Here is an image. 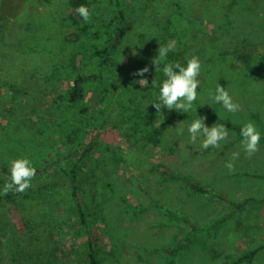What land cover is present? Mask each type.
Segmentation results:
<instances>
[{
	"label": "rangeland",
	"instance_id": "obj_1",
	"mask_svg": "<svg viewBox=\"0 0 264 264\" xmlns=\"http://www.w3.org/2000/svg\"><path fill=\"white\" fill-rule=\"evenodd\" d=\"M103 1L105 4L94 10L109 19L107 9L114 8L115 1ZM11 5L18 10L27 8L25 26L31 24V18L42 17L44 10L56 15L69 11L66 0H11ZM121 5L124 33L117 31L115 35L110 30L104 47L95 49L84 41L62 40L42 51L32 53L29 49L23 54L24 47L15 38L3 44L0 132L11 120L37 132L59 125L66 129L44 158L33 163L46 167L49 173L54 170L60 183L66 182L71 163L86 144L97 138L112 149L115 167L111 176L118 189L124 190L122 193L132 204L148 207L143 218L126 220L121 227L97 222L95 235L103 247L100 258L105 264H230L239 254L251 251L253 255L239 264H264V0H121ZM12 6L8 8L13 10ZM13 21L8 29L16 36L17 27L24 22L11 25ZM57 22L49 20L50 32H61ZM169 42H174V50L167 55L170 63L186 67L193 56L201 62L198 98L194 110L188 113L164 108L157 113L150 104L159 92L151 84L153 79L156 84L166 79L162 71L165 62L156 71L152 61L159 46ZM109 45L119 48L110 55ZM257 51L256 57L245 59V52ZM19 57L30 58L21 71L13 62ZM100 60L120 78H115L118 84L114 79L115 91L107 103L97 79L89 84L85 105L94 111L85 119L59 96L63 91V65L76 71L97 72ZM145 66L149 71L143 77L134 74ZM145 78L148 86L141 87L138 81ZM217 84L240 105L238 112L228 113L213 103L210 94ZM17 91L22 93L21 100ZM196 115L206 117L208 127L225 125L227 120L241 126L253 122L261 136L259 151L248 158L240 144L242 138L226 125L229 135L220 142V148L204 150L200 140L190 144L186 129ZM132 125L136 130L130 128ZM155 127L161 129L158 136ZM177 127L185 128L183 135L176 134ZM31 150L32 155L39 152L35 147ZM233 152L240 155L235 171L229 172L225 163ZM12 160H0V190L6 177L1 164ZM191 182L216 189L222 198L190 193ZM161 190L166 195L163 201L176 217H170L165 207L152 205ZM14 207L7 203L3 210L15 215ZM178 215L188 222L176 220ZM72 231L66 229L64 244L69 248V239L75 237L74 247L84 250V236L78 229V236H73ZM186 235L191 240L175 256V262L171 261L165 250Z\"/></svg>",
	"mask_w": 264,
	"mask_h": 264
},
{
	"label": "trees",
	"instance_id": "obj_2",
	"mask_svg": "<svg viewBox=\"0 0 264 264\" xmlns=\"http://www.w3.org/2000/svg\"><path fill=\"white\" fill-rule=\"evenodd\" d=\"M10 1L0 0V49L4 43L10 42L13 38L20 42V46L24 47L23 51L21 49L23 54L29 49L32 53L38 50L42 51L62 40L72 43L84 41L97 49L99 45L104 47L110 30L116 33L115 35H117V31L124 33L125 14L121 8V0H114V8L107 9L112 15H109V19L94 10L97 5L102 7L105 4L103 0H66L68 13L56 15L44 10L42 17L36 16L29 20L31 23L29 26H25V22L28 20L25 17L27 8L22 7L18 10L11 5L13 9L11 10L8 8L11 7ZM79 5H85L91 10L90 22L85 23L75 12ZM52 18L55 22L58 21V28H62L58 34L50 32L49 20ZM13 19L15 20L13 21ZM11 21H13L11 25H16L18 21L24 22L17 27L18 34L16 36L12 32L13 30L8 29ZM66 26L73 29L65 30ZM20 31L23 33L20 34ZM176 38L178 39V37ZM178 42L180 40L176 43ZM116 48L119 47L116 45L107 47L110 55L115 53ZM178 54L181 55L179 52ZM258 54V51L253 54L245 52V59L256 57ZM29 60L30 58L23 60L19 57V59L14 58L13 62L15 68L21 71L20 69L26 66ZM20 62L24 64L21 65ZM164 62L169 63V60L166 58ZM99 65L101 69L97 72L76 71L63 65L65 68L62 79L63 91L59 93V96L67 107L74 109L77 116L85 119L89 118L91 112L94 111L93 107L85 105L89 84L97 79V83L100 84L99 90L105 91L104 94L107 95L106 100L104 99V102L107 103L115 91L116 79L120 78L112 68L110 69L109 65H104L103 61L100 60ZM102 71H106V74L104 75ZM119 88L121 89V85ZM17 94H20L18 99L21 100L22 93L17 91ZM126 114L128 115V113ZM225 125L240 136L241 125L229 120L225 121ZM130 128L136 130L135 125ZM65 130L59 125L56 128H43L42 131L37 132L35 129H29L27 124L11 120L5 126L4 131L0 132V160L27 158L36 169V175L31 181L32 187L26 192H9L7 195H3L2 189L0 190V264H105L100 258L103 247L95 235L97 222L109 226L115 225L116 228L123 226V222L126 220H138L139 216L141 218L145 216L144 211L148 205L132 204L127 195L122 193L124 190L118 189L117 181L111 176L115 167L111 155L112 149L105 147L100 139L96 138L91 144H86L79 157L71 163L65 183L56 180L54 170L49 173L46 167L33 164L41 157L44 158L45 153L53 148L54 140L61 138L65 134ZM160 130V127H155L156 136L159 135ZM31 147L39 149V152L32 155ZM120 148L122 149V147ZM25 151L30 155H26ZM9 167L8 163L1 164V171L6 176L4 183L9 179ZM188 186L190 193L222 198L221 194L210 186L194 182ZM165 196L161 190L159 197L153 198L152 205L165 207L170 217H176L163 201ZM7 203L14 204L17 211L15 215L3 210ZM178 219L188 222L181 215L177 216L176 220ZM68 228L74 230L71 235L78 236V233H75V230L78 229L84 236V250L80 251L74 247L75 237L69 239V244L72 246L66 247L63 237ZM128 231V233H135L131 230ZM189 240H191L190 235L181 237L165 250L171 257V261L175 260V256ZM251 255H253V251L239 254L230 264H239Z\"/></svg>",
	"mask_w": 264,
	"mask_h": 264
},
{
	"label": "clouds",
	"instance_id": "obj_3",
	"mask_svg": "<svg viewBox=\"0 0 264 264\" xmlns=\"http://www.w3.org/2000/svg\"><path fill=\"white\" fill-rule=\"evenodd\" d=\"M75 12L85 23L90 22L92 12L89 7L79 5ZM174 50V42L159 46L158 55L153 59L152 63L155 70H160V65L167 58L170 51ZM123 60V58H122ZM178 69L179 71H174ZM149 71L147 66L139 69L135 75L143 77ZM163 74L166 77L160 84H156L153 79L152 83L158 87L159 92L157 99L150 103L157 113L161 109L176 110L178 112L188 113L193 109V103L198 98V88L200 80L198 79L201 72V62L198 57L193 56L187 60L186 67L180 63H164ZM141 87L148 86V80L140 79L138 81ZM213 103L220 104L228 113L235 114L240 110V105L233 101L229 92L217 84L215 92L210 94ZM197 109H195L196 112ZM206 117L197 116L187 126L189 143L195 144L197 140L201 141V148H220L221 141L228 138L229 132L224 124H213L211 127L205 124ZM177 135H183L185 128L177 127L175 129ZM241 147L248 158H251L259 151L260 132L257 130L253 122H247L240 128ZM239 152H233L229 161L225 163V167L229 172L235 171V161L239 159ZM9 179L3 185L2 194L7 195L9 192L24 193L32 187L31 181L36 175V169L32 162L27 158H18L10 162Z\"/></svg>",
	"mask_w": 264,
	"mask_h": 264
}]
</instances>
